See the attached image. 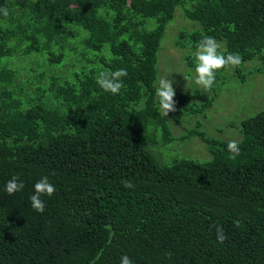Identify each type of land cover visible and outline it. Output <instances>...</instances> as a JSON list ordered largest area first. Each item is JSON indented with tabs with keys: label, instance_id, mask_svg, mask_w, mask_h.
I'll list each match as a JSON object with an SVG mask.
<instances>
[{
	"label": "trees",
	"instance_id": "16d2710c",
	"mask_svg": "<svg viewBox=\"0 0 264 264\" xmlns=\"http://www.w3.org/2000/svg\"><path fill=\"white\" fill-rule=\"evenodd\" d=\"M179 7L199 27L175 46L223 41L242 63L219 71L241 81L244 62L264 66V0H0V264H264V108L241 121L235 159L199 122L174 137L159 111L158 51ZM25 55L46 68L34 86L10 66ZM120 68V92H105L98 73ZM215 92L187 104L196 94L179 91L169 115L205 114ZM194 135L209 158L160 162L158 146ZM13 176L25 187L9 195ZM44 176L55 193L39 213L29 197Z\"/></svg>",
	"mask_w": 264,
	"mask_h": 264
},
{
	"label": "rangeland",
	"instance_id": "374dc122",
	"mask_svg": "<svg viewBox=\"0 0 264 264\" xmlns=\"http://www.w3.org/2000/svg\"><path fill=\"white\" fill-rule=\"evenodd\" d=\"M199 27L197 21L190 20L185 17L182 8H178L172 20L166 26L164 36L161 40V48L158 51V76H169L173 80V86L176 90L174 99L179 104L180 96L177 92H187L196 94L192 99L187 100V104L191 101L200 103L201 98L210 97L215 92L212 104L205 109V114L188 115L178 113L177 115H168L169 124L171 126L174 137L179 138L185 135L188 129L194 128L198 122V131L205 132L209 137L215 139L236 140L241 137L240 127L241 121L250 117L264 108V66L259 58H254L243 63L242 70L246 75L245 81H241L232 74L231 68H227L224 72L217 71L218 78L210 91L201 92L199 86L194 83L195 66L189 65L187 55H193L195 52L186 47H177L174 44V38L177 32L182 29H193ZM224 48V42L218 41ZM222 49V48H221ZM264 55V49L261 52ZM40 60L36 55L27 57V55L14 59L10 66L18 71V80L27 85L33 82L34 86L38 83L34 79V74L38 71L46 70L45 67L39 66ZM43 62V61H42ZM45 64V62H43ZM65 64L62 72H66ZM260 68V69H259ZM191 76L193 79L188 82L184 79V75ZM33 77V78H32ZM46 81L45 79H42ZM157 151L160 153L161 163H170L176 157H191L194 159L204 160L209 158L206 144L197 136L188 137L183 141L176 139L173 143L163 147L158 146ZM162 150V151H161Z\"/></svg>",
	"mask_w": 264,
	"mask_h": 264
},
{
	"label": "clouds",
	"instance_id": "9594fccd",
	"mask_svg": "<svg viewBox=\"0 0 264 264\" xmlns=\"http://www.w3.org/2000/svg\"><path fill=\"white\" fill-rule=\"evenodd\" d=\"M4 16H8L7 8L0 9ZM221 44L215 37L204 35L197 42L196 50L193 53L195 59V77L194 83L199 86L201 92H208L212 89L216 81V72L228 66H239L242 63L240 53L229 52L225 55L221 49ZM128 72L125 68H120L115 71H100L96 77L97 84L105 91L113 95L118 94L123 87V77H126ZM184 75V74H183ZM184 79L188 82L193 78L184 75ZM155 96L158 100L160 113L167 117L170 112L177 110V101L174 99L176 90L173 86V80L169 76H158L155 84ZM230 159H235L241 152L239 143L236 140H230L227 144ZM125 187H133L131 181L124 182ZM25 187L19 176H13L5 184V191L9 195L21 191ZM55 193V186L49 181L47 176L40 178L34 184V191L30 195L29 200L33 210L43 213L45 211V202L41 198L44 195L51 197ZM239 226V221H235ZM216 238L221 244L228 238L222 225H215ZM170 255V254H169ZM120 264H134V261L128 256L123 255L120 259Z\"/></svg>",
	"mask_w": 264,
	"mask_h": 264
}]
</instances>
